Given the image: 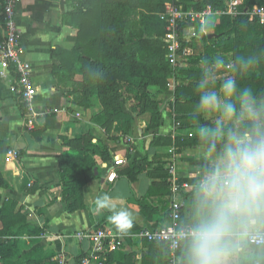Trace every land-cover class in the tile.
I'll return each instance as SVG.
<instances>
[{
	"label": "crops",
	"instance_id": "crops-1",
	"mask_svg": "<svg viewBox=\"0 0 264 264\" xmlns=\"http://www.w3.org/2000/svg\"><path fill=\"white\" fill-rule=\"evenodd\" d=\"M67 1L19 0L17 3L15 22L24 51L23 60L31 67V81L36 90L25 116L20 114L15 101L14 76L0 74V176L4 185L0 187V196L3 200L16 201L31 226L44 228L40 237L20 239V254L42 247L46 253L53 254L50 264H58L59 256L64 258L65 264H79L84 258L88 264H168L165 245L149 243L139 236L144 228L154 230L167 223L162 206L168 196L163 195V189L153 190L151 195L149 193L164 180L170 187L173 183H184L187 188L179 199L185 207L186 216H189L191 201L185 200L184 196L193 192V186L206 163L201 154L202 145H180L181 138L186 135L192 138L194 130L192 127L184 129L181 125L176 126V117L180 113V110L177 113L173 110L176 106L173 109L169 107L170 112H166L165 99L169 97V101L173 102L175 87L169 86L159 97L164 107L160 110L158 124H152L149 111L128 108L127 104L133 99L124 93H121V109L132 118L126 136L117 122L113 123L111 129V134L117 138L115 141L109 140L105 131L92 123L94 117L104 112L98 96L91 95L86 86L75 91L82 77L75 76L66 83H58L52 73L53 67L60 63L51 58V50H71L74 46L75 28L61 22V16L67 11ZM1 7L2 0L0 13ZM216 18L208 17L204 22L188 25L186 38L190 37L192 29L196 36L184 44L187 53V58L182 61L184 66L193 55L195 44L200 42L197 27L202 29V26H206L201 31L202 41L204 35L211 39L213 27L210 35L205 30L209 22ZM187 69L181 68L183 71ZM150 99L154 97L150 96ZM82 102L87 103L88 107H84ZM29 131H33L34 135ZM89 133L108 147L110 160L102 162L96 159L99 176L87 182L84 190L85 209L69 212L61 196L60 159L70 150L61 138L73 140ZM19 152L23 153L21 158L17 157ZM143 158H147L149 165L134 182L120 175L135 160ZM116 159L124 160L125 164L113 167ZM112 168L117 178L109 183L106 178ZM170 168L174 173L170 172ZM102 194L112 197L111 203L117 209H126L130 213L132 227L126 232L120 233L114 226L109 210H97L96 198ZM147 196L148 201L142 207L138 200ZM159 206L162 213L157 208ZM99 228L120 238V245L115 251L96 255L87 239L77 237L79 232ZM245 246L249 247L242 234L237 238L236 250ZM183 254L182 246L177 264H182ZM239 259L242 264L253 260L249 256H239ZM7 264L18 263L12 261Z\"/></svg>",
	"mask_w": 264,
	"mask_h": 264
},
{
	"label": "trees",
	"instance_id": "trees-1",
	"mask_svg": "<svg viewBox=\"0 0 264 264\" xmlns=\"http://www.w3.org/2000/svg\"><path fill=\"white\" fill-rule=\"evenodd\" d=\"M231 0H68L67 11L61 16L65 26L74 27V46L71 50L54 48L51 58L60 65L54 66L52 73L58 83H66L75 76L82 77L75 91L86 86L89 93L96 94L104 112L92 119V123L103 129L109 140H117L111 129L114 122L120 125L126 136L130 130L132 118L121 109V95L135 100L141 112L149 111L152 124H158L160 110L164 102L159 99L174 81V98L170 108L182 103L194 105L199 95L196 85L201 75L199 68L191 66L187 70L179 69V63L172 66L167 60V47L162 38L172 31L170 25L160 18L168 4L183 5L184 10L202 11L211 6L224 11ZM244 3L235 9V15H222L213 27V38L203 37L205 58L216 54L253 55L259 59L254 76L240 78L241 86L252 87L256 92L264 91V25L256 19H249L246 11L255 5H264V0H242ZM179 29L183 23L177 22ZM183 50V42L178 52ZM198 60V59H197ZM193 64L196 59L191 61ZM96 70L102 75L93 79L90 71ZM219 70L217 74L226 73ZM178 77H183L182 84ZM185 81V82H184ZM122 93V94H121ZM153 96L154 99H150ZM15 101L22 116L26 107L18 93ZM86 102V101H85ZM84 103V102H82ZM88 107L87 103L82 104ZM174 108V107H173ZM188 113H178L177 123L181 128H191L187 120ZM29 134L34 135L33 131ZM70 152L60 159V176L63 182L62 199L69 212L85 209L84 190L90 179L99 176L96 159L108 162V147L89 133L73 140L61 138ZM40 141V139H38ZM201 144L197 137L181 138L180 145L192 147ZM22 152L17 154L21 158ZM149 162L147 158L135 160L120 172L130 182H134L145 172ZM104 176V175H103ZM0 176V187H3ZM163 189L167 200L163 202L164 216L169 220L172 203L170 184L164 180L151 190ZM192 193L184 199L192 200ZM148 195V196H149ZM148 196L138 200L142 207ZM191 203V202H190ZM162 213L161 207H157ZM160 208V209H159ZM191 210V206H190ZM181 223L188 219L185 207L181 213ZM0 264L12 261L18 264H50L53 256L45 249L38 247L21 255L19 241L22 238H37L44 233V228L33 227L18 208L16 201L2 199L0 196ZM183 246V244H182ZM181 246V249H182ZM179 251V255L181 253ZM237 249V247H236ZM258 254L247 264H264V247L257 248Z\"/></svg>",
	"mask_w": 264,
	"mask_h": 264
},
{
	"label": "clouds",
	"instance_id": "clouds-1",
	"mask_svg": "<svg viewBox=\"0 0 264 264\" xmlns=\"http://www.w3.org/2000/svg\"><path fill=\"white\" fill-rule=\"evenodd\" d=\"M224 63L222 56L205 62L196 85L198 101L187 115L206 163L182 224V264H235L237 238L264 231V91L240 84L259 59L235 56L232 74L218 79L216 69ZM111 199L98 196L97 210H109L111 222L124 233L132 227L130 213Z\"/></svg>",
	"mask_w": 264,
	"mask_h": 264
},
{
	"label": "built area",
	"instance_id": "built-area-1",
	"mask_svg": "<svg viewBox=\"0 0 264 264\" xmlns=\"http://www.w3.org/2000/svg\"><path fill=\"white\" fill-rule=\"evenodd\" d=\"M19 0H2L1 17H0V68L1 75H12L15 78L16 93L19 94L21 100L24 102L25 107L30 109L31 101L36 93V90L31 81L32 70L31 67L23 60V48L20 43L19 31L15 22L16 6ZM242 1V0H241ZM240 0H231V4L226 7L224 11L207 7L202 11H194L193 9L184 10L181 5L168 4L165 12L160 14V18L165 20L171 27L172 31L166 34L162 41L167 47V60L174 66L187 58L186 49L182 50L179 55L178 52L181 47V42H185L196 35L191 32L190 37L186 38V32L189 34L188 25L196 22H204L208 17L220 18L222 15H235L236 7L242 4ZM184 12L186 21H182L180 13ZM249 19H256L260 24L264 25V5H255L246 11ZM177 22L183 23V27L179 29ZM180 126L179 123L176 125ZM125 164L124 160L116 159L113 161V167H122ZM170 172L173 169L170 168ZM174 173V172H173ZM117 174L112 168L106 178L109 183L114 182ZM187 185L184 183H173L170 187L172 193V203L169 212V220L160 228L149 230L142 229L139 236L149 243H157L166 246L168 264H177L179 258V251L183 244L182 242V223L181 213L183 204L179 197L184 193ZM245 244L253 248L264 247V231L256 230L249 234H243ZM78 238L87 239L93 248V253L96 255H104L109 252L115 251L120 245V238L112 236V234L104 229L99 228L89 232H79ZM6 239L0 238V243ZM58 264H65L62 256L57 260ZM79 264H88L85 258Z\"/></svg>",
	"mask_w": 264,
	"mask_h": 264
},
{
	"label": "rangeland",
	"instance_id": "rangeland-1",
	"mask_svg": "<svg viewBox=\"0 0 264 264\" xmlns=\"http://www.w3.org/2000/svg\"><path fill=\"white\" fill-rule=\"evenodd\" d=\"M236 1V0H235ZM241 1V0H240ZM231 2V1H230ZM228 3L227 4V6H229L231 3ZM242 3H244L243 1H241ZM182 7H183V5H181ZM180 17H181V19H182V21L184 22V21H186V15H184V12H181L180 13ZM210 18V17H209ZM212 18V17H211ZM207 19V18H206ZM219 19L220 18H216V19H214L212 22H209V25L207 26L208 28H206L207 30H205V31H207L208 33L207 34H211V28L212 27H214L213 25H216L217 23H218V21H219ZM198 26V25H197ZM197 29H198V32H199V34H200V42L199 43H197V44H195V48H194V50L192 51V53H193V55H191L187 60H188V63L184 66L183 64V62H180V64H179V69H181V68H185V69H189L191 66H193V67H195V68H199L200 69V71L202 72V70H203V68H204V64H205V62H207V61H209V60H211L213 57H216V56H222L223 58H224V60H225V63L222 65V66H220L218 69H216L217 71H219V70H226L227 72L226 73H222V74H218V79H222V78H224V77H226V76H228V75H231L232 73H231V69H232V64H231V61H232V59L236 56V53L235 52H233V53H230V54H225V55H223V54H216V55H212V56H209L208 58H205L206 57V55H205V53L203 52V49H204V45H205V43H204V41H202V30H201V28H198L197 27ZM205 36V35H204ZM213 38V37H212ZM184 47H185V45H184V43H183V49H184ZM185 49H186V47H185ZM194 59H196V62L193 64L191 61L192 60H194ZM198 59V60H197ZM264 68V67H263ZM259 71H260V69H258V70H253V71H251V72H249V73H247V74H245L244 76H254V75H256V74H258L259 73ZM181 78H183V77H178L177 79L180 81V83L179 84H182V79ZM185 82V81H184ZM169 86L170 87H172V88H174V86H175V82L174 81H172L170 84H169ZM166 100V112H168L169 111V105H170V103H171V101H169V97L168 98H166L165 99ZM195 105V104H194ZM194 105H187V104H179V106L177 107H175V109H173V110H175V112L177 113V112H179L178 110H180V113L182 114V113H189L191 110H192V108L194 107ZM127 106H128V108H132V109H134V110H139V107H138V104H137V102L135 101V100H132V101H130V103H128L127 104ZM170 112V111H169ZM178 115V114H177ZM207 122H209V124H211L212 123V121H207ZM206 122V123H207ZM193 132V137L194 136H196L195 135V133H194V131H192ZM245 248V249H244ZM243 249L242 248H239L238 250L239 251H237L236 252V254H237V256H235L234 257V259H235V261H236V264H242V260L241 259H239V256H245V257H250V258H254L257 254H258V252L257 251H255L254 249H252V248H247L246 246L244 247Z\"/></svg>",
	"mask_w": 264,
	"mask_h": 264
}]
</instances>
